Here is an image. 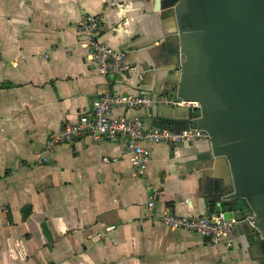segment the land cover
<instances>
[{"label": "crops", "instance_id": "1", "mask_svg": "<svg viewBox=\"0 0 264 264\" xmlns=\"http://www.w3.org/2000/svg\"><path fill=\"white\" fill-rule=\"evenodd\" d=\"M157 2L0 0V264H259L236 229L226 248L159 221L166 211L207 213L200 201L207 175L226 167L205 164L207 142L144 144L152 158L140 176L124 143L108 138L61 146L49 164L38 162L49 134L90 113L100 95L178 99L176 22ZM89 15L105 18L100 40L127 52L143 80L96 72L79 32ZM195 107L116 108L113 116L181 130L161 119Z\"/></svg>", "mask_w": 264, "mask_h": 264}, {"label": "water", "instance_id": "2", "mask_svg": "<svg viewBox=\"0 0 264 264\" xmlns=\"http://www.w3.org/2000/svg\"><path fill=\"white\" fill-rule=\"evenodd\" d=\"M157 5L176 22L170 36L178 45L180 79L173 93L198 105L161 123L210 134L203 160L226 167L207 175L201 205L210 215L235 219L243 246L264 264V0Z\"/></svg>", "mask_w": 264, "mask_h": 264}, {"label": "built area", "instance_id": "3", "mask_svg": "<svg viewBox=\"0 0 264 264\" xmlns=\"http://www.w3.org/2000/svg\"><path fill=\"white\" fill-rule=\"evenodd\" d=\"M107 29V21L101 15L86 16L80 24V34L86 38V47L89 51L88 60L94 65L96 72L101 76L123 74L128 77H137L143 80L138 68L129 60L128 53L108 46L100 40L101 35ZM2 56L0 55V61ZM187 103L181 99L161 95L154 97L145 95H110L103 94L93 101L90 113H84L77 122L68 124L64 129L53 131L49 134L45 145L39 150L37 157L40 164H49L52 156L61 146L71 145L83 140L101 142L105 139L122 141L127 156L130 159L133 174L143 175L149 163L152 153L144 146L150 144H191L203 143L211 140L210 134L198 128H186L172 130L164 127H149L141 119H129L127 117L113 116L116 108L124 109H149L158 105L183 106ZM198 106V105H197ZM2 126L0 118V128ZM110 162L109 158L105 159ZM155 196L150 197L148 207L154 208ZM159 221L175 231H189L200 235L212 244H224L226 248H233L232 233L237 221L225 220L220 215L208 213L197 216H176L166 211ZM116 227L106 228L107 234H112ZM217 264H239L232 261H221Z\"/></svg>", "mask_w": 264, "mask_h": 264}]
</instances>
